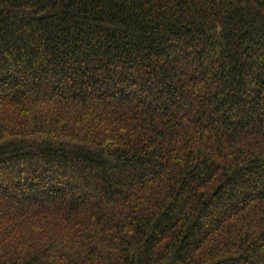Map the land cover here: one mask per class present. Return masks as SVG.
Masks as SVG:
<instances>
[{"label": "trees", "instance_id": "1", "mask_svg": "<svg viewBox=\"0 0 264 264\" xmlns=\"http://www.w3.org/2000/svg\"><path fill=\"white\" fill-rule=\"evenodd\" d=\"M0 264H264V0H0Z\"/></svg>", "mask_w": 264, "mask_h": 264}]
</instances>
